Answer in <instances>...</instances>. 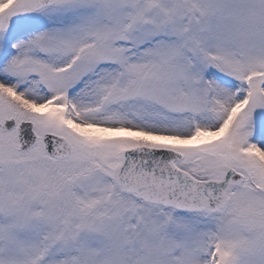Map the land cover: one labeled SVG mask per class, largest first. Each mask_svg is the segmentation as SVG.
Returning a JSON list of instances; mask_svg holds the SVG:
<instances>
[{"label":"snow or ice","instance_id":"6c2138e0","mask_svg":"<svg viewBox=\"0 0 264 264\" xmlns=\"http://www.w3.org/2000/svg\"><path fill=\"white\" fill-rule=\"evenodd\" d=\"M0 264H264V0H0Z\"/></svg>","mask_w":264,"mask_h":264}]
</instances>
